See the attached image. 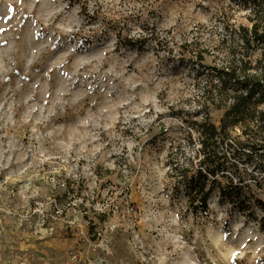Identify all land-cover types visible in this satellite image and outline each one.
I'll return each instance as SVG.
<instances>
[{"label": "rangeland", "instance_id": "obj_1", "mask_svg": "<svg viewBox=\"0 0 264 264\" xmlns=\"http://www.w3.org/2000/svg\"><path fill=\"white\" fill-rule=\"evenodd\" d=\"M251 3L0 0V264H264V216L194 213L174 171Z\"/></svg>", "mask_w": 264, "mask_h": 264}, {"label": "trees", "instance_id": "obj_2", "mask_svg": "<svg viewBox=\"0 0 264 264\" xmlns=\"http://www.w3.org/2000/svg\"><path fill=\"white\" fill-rule=\"evenodd\" d=\"M251 2L250 26H236L227 19L229 55L222 64L207 68L206 88L199 100L202 120L193 123L199 146L197 163L189 159L187 168H174L179 183L183 181L191 192L188 203L194 213L207 212L210 197L218 190L232 211L264 216V201L256 196L242 169L252 164L264 172V0ZM203 61V54L197 53L196 62ZM213 111L222 112L219 125L212 120ZM236 128L242 131L240 138L231 135ZM194 137L189 134V141ZM255 183L262 187L264 177Z\"/></svg>", "mask_w": 264, "mask_h": 264}]
</instances>
